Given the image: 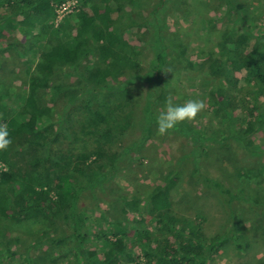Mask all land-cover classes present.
<instances>
[{
  "label": "trees",
  "instance_id": "1",
  "mask_svg": "<svg viewBox=\"0 0 264 264\" xmlns=\"http://www.w3.org/2000/svg\"><path fill=\"white\" fill-rule=\"evenodd\" d=\"M69 1L0 0V67L8 55L29 68L26 89L13 91L0 81V125H7L12 141L0 151V264H212L224 245L244 235L232 223L218 240L205 234L204 216L176 215L171 189L179 171L144 195L113 198L108 192L119 164L156 134L155 117L172 97L171 71L181 66L189 86L217 94L210 113L227 130L218 139L177 125L192 146L180 160L190 162L192 181L227 205L246 198L204 170L202 161L215 151L209 142L232 146L240 162L264 156V148L252 147L264 130V23L250 1L221 0L213 12L224 6L220 16L231 23L212 40L202 32V43L213 46L199 49L200 65L188 55L191 46L171 38L166 26L170 13H180L177 5L189 23L191 7L178 0H132L133 11L125 0H75L55 26L56 8ZM214 22L205 18L202 26ZM146 48L151 57L140 74ZM247 81L245 94L236 98L233 92L239 96ZM138 83L145 88L136 93ZM47 87L49 107L39 98ZM99 203L119 212L106 214ZM24 224L30 229L26 244L14 230ZM234 244L240 251L250 247ZM258 245L255 240L251 248Z\"/></svg>",
  "mask_w": 264,
  "mask_h": 264
},
{
  "label": "rangeland",
  "instance_id": "2",
  "mask_svg": "<svg viewBox=\"0 0 264 264\" xmlns=\"http://www.w3.org/2000/svg\"><path fill=\"white\" fill-rule=\"evenodd\" d=\"M125 1L127 4L126 10L132 9L133 11L132 0ZM247 1H250V8H253L256 18H259L260 23L263 24L264 1ZM177 3L191 7L189 23L187 22L188 17H184L182 8L177 5L178 12L180 13H170L166 26H168L169 32H171V38L174 39V36H177L180 41L183 43L186 42L191 46L188 55H190L191 60H196V63L202 65L203 60L196 58L199 49L201 50L202 47L208 48L213 46L212 42L202 43V32H204V34H211L210 39L212 40L213 37H216L215 32L218 34L221 33L223 30L222 26L230 24L231 20L227 15L221 17L225 9L224 6L220 14L213 12L216 6H220L221 0H178ZM55 13L56 18L54 20V25L57 26L61 21V17L57 12ZM209 17L213 18L215 21L214 26H210L211 28L209 26H202L204 24V19ZM128 38L130 42L133 43V38ZM150 57L148 49L146 48L142 57L140 56L139 58V65L141 68L140 74L144 73L147 68ZM3 59L4 61H9L0 67V81L7 83L13 91H16L15 89H19L20 87L26 89L27 87L24 84L25 79L23 77L29 74V68H25L22 62H19L16 58L12 59V57L8 55ZM175 67V70L171 71V78L173 80L170 79L169 89L172 97L169 100H174L177 102L176 104H183L189 100H198L202 101L204 104L201 111L193 118L195 120L192 119L181 123H186V125L197 130L199 128L204 129L209 134L215 133L218 139L221 138L218 135L225 131V122L219 121V118L214 117V115L212 117L210 113L212 104L215 103L216 100H219L217 94L215 98L214 94H209L208 89L189 86L190 81L187 76L180 71L181 66ZM178 71L179 75L177 76L176 72ZM180 76L182 77L175 81V79ZM61 80L69 81L68 78L64 77H61ZM140 85V83L137 84L134 92H140V88H142V90L145 88V85ZM248 86L249 81H247L245 85L239 86V96H237L235 92H233V95L236 98H240L241 95L243 96L245 94ZM49 88L47 87L44 92H40L39 94V98H41L40 102L48 107L52 105V103L49 102ZM259 102L264 104V90L261 93ZM141 104L142 102L138 103L136 110H139ZM244 112L246 111L240 113L242 117H244ZM250 114L251 112L247 111V115ZM236 117H238V115H236ZM181 123L178 125H182ZM240 127H242V125H240ZM189 140L190 139L178 130H170L164 135H158L156 132V134L152 135L151 138L144 142L141 149L136 151L131 159H127L126 162L124 161L119 164L120 171L111 184V191L109 190L108 193L113 198L119 195H144L153 187L163 184L164 179L173 172V169H176L177 172L179 171L180 175L174 178L175 185L171 189L173 212L176 215L183 214L192 218L196 215L204 216L205 222L203 228L205 234L207 236L216 237L218 240L219 238L223 239L229 232L232 223L235 224L236 230L244 235L241 240L236 241V239L233 238L229 243L224 245L214 257L212 264H264V156L262 155L261 157L240 162L232 146H216L211 142L207 143L208 147H215V151L210 154L208 160L202 161L205 167L204 170H207L214 177L219 178L232 191L239 192L243 190L241 194L246 195L245 199H239V201L235 200L227 205L223 199L218 197L219 195L212 194L213 191L211 192L210 190L204 189L198 182L195 183L191 180L189 174L191 168L190 162L188 160H180V158L184 154H187L192 148ZM253 142V148L257 150H261L260 147L262 149L264 148V130L260 131L255 136ZM247 170H250L251 174L246 172ZM259 170L263 171L262 174L254 175V173ZM258 199L260 203H257ZM88 205L89 202L84 203V206L89 208ZM96 207L106 214H113L114 212V214H117V212H119V208L115 207L111 210L107 203L103 205L99 203ZM232 216H235L234 220L231 218ZM94 217H96V214ZM125 218H127V220H133V217L130 216H125ZM89 228L93 230L92 225H90ZM14 230L17 232L16 235H21L25 244L29 241L30 229L27 224L16 226ZM93 233L94 236L97 235L98 232L93 230ZM107 237L112 241L114 240L111 234H108ZM255 240L259 245L254 246L252 249L251 243ZM236 242L241 244L250 243V247L240 251L236 248V244H234ZM133 256L134 255L131 254L129 255L130 258H133ZM121 262L127 264L125 261ZM68 263L74 264L70 261H68ZM68 263L65 262L64 264ZM13 264H19V262H14Z\"/></svg>",
  "mask_w": 264,
  "mask_h": 264
},
{
  "label": "clouds",
  "instance_id": "3",
  "mask_svg": "<svg viewBox=\"0 0 264 264\" xmlns=\"http://www.w3.org/2000/svg\"><path fill=\"white\" fill-rule=\"evenodd\" d=\"M203 107V102L198 100H189L183 104L166 101L163 110L155 117L157 134L164 135L174 130L179 123L192 120ZM11 142L7 125H0V151L7 150Z\"/></svg>",
  "mask_w": 264,
  "mask_h": 264
},
{
  "label": "built area",
  "instance_id": "4",
  "mask_svg": "<svg viewBox=\"0 0 264 264\" xmlns=\"http://www.w3.org/2000/svg\"><path fill=\"white\" fill-rule=\"evenodd\" d=\"M76 6V1L73 0L71 2H66L64 4L59 5L56 8V12L58 13V15H60L61 19L68 13H71L74 8Z\"/></svg>",
  "mask_w": 264,
  "mask_h": 264
}]
</instances>
